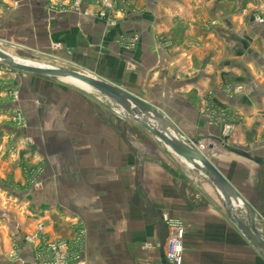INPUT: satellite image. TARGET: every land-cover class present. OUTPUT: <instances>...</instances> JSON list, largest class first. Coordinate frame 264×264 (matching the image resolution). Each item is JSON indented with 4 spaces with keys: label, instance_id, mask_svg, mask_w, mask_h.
I'll list each match as a JSON object with an SVG mask.
<instances>
[{
    "label": "crops",
    "instance_id": "crops-1",
    "mask_svg": "<svg viewBox=\"0 0 264 264\" xmlns=\"http://www.w3.org/2000/svg\"><path fill=\"white\" fill-rule=\"evenodd\" d=\"M101 2L0 0V46L11 56L87 74L153 106L181 137L204 146L264 234V0ZM103 10L106 18L99 17ZM46 78L27 80L25 92L34 99L23 107L28 151L45 155L41 189L23 195L12 188L24 185L22 165L26 171L37 166L19 138L10 139L17 156L0 190L29 206L48 229L54 208L81 218L93 212L95 232L119 225L123 249H138L144 264H168L167 229L154 232L164 216L184 229L182 264H264L207 179L99 94L88 99ZM225 125L233 127L227 136ZM1 127L0 137L11 136Z\"/></svg>",
    "mask_w": 264,
    "mask_h": 264
},
{
    "label": "rangeland",
    "instance_id": "rangeland-1",
    "mask_svg": "<svg viewBox=\"0 0 264 264\" xmlns=\"http://www.w3.org/2000/svg\"><path fill=\"white\" fill-rule=\"evenodd\" d=\"M2 45L0 49L4 51V45ZM12 56L31 61L32 66L63 67L36 57ZM22 75L29 74L0 66V124L2 123L3 131L11 133V136L7 138L0 137V184L5 183L7 179L9 180L12 175L9 165L11 160L17 156V148L10 146V139L19 140L20 138L22 140L20 142L23 143L21 146H24L27 151H30L28 145L32 144L23 134L25 130H28V115H26L23 107L26 103L24 101L33 97L25 92V86L29 84L27 80L31 79V76H38L30 75L25 80ZM46 79L58 86L78 90L84 97L93 99L94 92H87L70 81L68 83V81L55 78L47 77ZM13 92L17 93L16 98L11 97L10 93ZM156 141L160 143L157 139ZM20 142L18 143L19 149L21 147ZM29 151L28 154L31 155L29 161L37 163L36 169L26 171L27 166L22 165L21 178L24 179V185L26 184L27 187L24 185L22 187L13 185L14 187H12L18 193L23 192V195L26 194L27 188L28 190L41 189V180L37 176L42 170L40 164L46 163L45 160L43 163L40 161L45 159L41 150H34L33 154ZM13 180L15 181V177ZM1 191L7 198L1 194ZM6 192L5 189L0 190V197L3 196L4 199V203L2 202V207H0V264H144L138 261L140 252L138 249H123V235L115 231V229L121 230L119 225L115 226V229L110 227V230L113 231H109V233L106 232L105 228L103 231L95 232L93 229V212H90L91 214H88L87 217L81 218L74 216L73 210L62 209L61 211L54 208L57 213L54 217L49 216L52 221V228L48 229V223H44L41 217L31 216L34 211L29 206L26 207L25 203L20 200L17 201L15 198L12 200L10 194ZM45 205L48 206L47 203ZM47 213L51 215V212ZM161 220V225L154 229L155 233L161 232L165 226L169 236L170 225L172 223L180 224L173 222L168 216L162 217ZM96 243L99 246H96Z\"/></svg>",
    "mask_w": 264,
    "mask_h": 264
},
{
    "label": "water",
    "instance_id": "water-1",
    "mask_svg": "<svg viewBox=\"0 0 264 264\" xmlns=\"http://www.w3.org/2000/svg\"><path fill=\"white\" fill-rule=\"evenodd\" d=\"M0 66L38 77L75 81L105 98L119 111L121 116L143 128L175 157L211 183L219 196L227 219L264 260V234L256 227L254 211L215 169L207 157L197 150L198 144L181 137L169 121L153 106L87 74L63 67L27 65L21 59L14 58L1 49Z\"/></svg>",
    "mask_w": 264,
    "mask_h": 264
},
{
    "label": "built area",
    "instance_id": "built-area-1",
    "mask_svg": "<svg viewBox=\"0 0 264 264\" xmlns=\"http://www.w3.org/2000/svg\"><path fill=\"white\" fill-rule=\"evenodd\" d=\"M103 5H107L105 1L101 2ZM74 9L78 11L80 15H85V11H82L78 7V2H74ZM99 17L101 18H106L107 17V12L105 10L99 12ZM256 20L259 23L263 22V19L260 17H256ZM11 97L13 96L16 98L17 93L13 92L10 93ZM224 136L229 135L233 127L231 125H225L224 126ZM197 150L201 152L204 155V146L203 145H197ZM183 236H184V229L180 224L177 223H172L170 225V234L168 236V239L165 244L164 248V255H165V260L168 264H182V252H183Z\"/></svg>",
    "mask_w": 264,
    "mask_h": 264
},
{
    "label": "bare ground",
    "instance_id": "bare-ground-1",
    "mask_svg": "<svg viewBox=\"0 0 264 264\" xmlns=\"http://www.w3.org/2000/svg\"><path fill=\"white\" fill-rule=\"evenodd\" d=\"M14 58H16V57H14ZM21 60H22L23 63H25V64H27V65H31V64H32L31 61L23 60V59H21ZM38 67H45V66H38ZM70 82L73 83V84H75V85H78L79 87H82V88H84V89H87V91H88V88L84 87L83 85H81V84H79V83H77V82H75V81H70ZM89 92H90V91H89Z\"/></svg>",
    "mask_w": 264,
    "mask_h": 264
}]
</instances>
